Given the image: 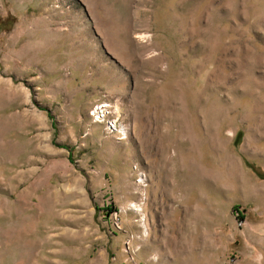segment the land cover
<instances>
[{"label":"rangeland","instance_id":"rangeland-1","mask_svg":"<svg viewBox=\"0 0 264 264\" xmlns=\"http://www.w3.org/2000/svg\"><path fill=\"white\" fill-rule=\"evenodd\" d=\"M0 264H264V0H0Z\"/></svg>","mask_w":264,"mask_h":264},{"label":"built area","instance_id":"built-area-1","mask_svg":"<svg viewBox=\"0 0 264 264\" xmlns=\"http://www.w3.org/2000/svg\"><path fill=\"white\" fill-rule=\"evenodd\" d=\"M98 109H99L98 111H102V112L104 111V109H101V107H99ZM100 114H103V113H100V112H99L97 115H100ZM243 223H244V220H243V219H241V220H239V221L237 222L238 225H242Z\"/></svg>","mask_w":264,"mask_h":264},{"label":"trees","instance_id":"trees-1","mask_svg":"<svg viewBox=\"0 0 264 264\" xmlns=\"http://www.w3.org/2000/svg\"><path fill=\"white\" fill-rule=\"evenodd\" d=\"M240 217H241V219H243V218H242V217H243L242 215H240Z\"/></svg>","mask_w":264,"mask_h":264}]
</instances>
